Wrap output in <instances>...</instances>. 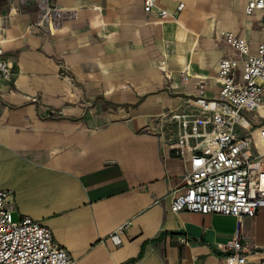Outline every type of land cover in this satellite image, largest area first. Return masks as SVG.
I'll return each instance as SVG.
<instances>
[{
	"label": "crops",
	"instance_id": "0c3cea01",
	"mask_svg": "<svg viewBox=\"0 0 264 264\" xmlns=\"http://www.w3.org/2000/svg\"><path fill=\"white\" fill-rule=\"evenodd\" d=\"M48 6L62 11L52 31L35 26ZM245 7L240 23L230 0H157L150 12L143 0H0L15 71L0 78V189L13 191L18 218L49 227L76 264H225L235 218L171 211L184 164L170 147L175 127L159 116L186 111L201 78L205 97L217 96V62L229 53L218 31L251 49L264 42V12ZM126 221L114 245L109 234ZM242 233L255 251L244 264H264V204Z\"/></svg>",
	"mask_w": 264,
	"mask_h": 264
},
{
	"label": "built area",
	"instance_id": "2783aa9c",
	"mask_svg": "<svg viewBox=\"0 0 264 264\" xmlns=\"http://www.w3.org/2000/svg\"><path fill=\"white\" fill-rule=\"evenodd\" d=\"M156 2L143 0V10L152 11ZM182 7L181 3L177 10ZM256 10L264 12V0H246V14ZM61 12L56 6L46 7L35 26L47 24L49 31L54 30ZM158 15L160 20H174L165 9ZM5 29L6 19L0 16V78L12 82L14 65L3 57ZM214 39L229 47L217 62V96L205 97L207 78H201L199 96L188 100L186 111L159 116L175 127L170 147L184 164L181 186L171 191L170 209L234 217L233 237L223 246L230 251L225 264H244L255 251L246 243L243 221L264 204V146L259 147L264 145V42L251 49L245 38L228 30L218 31ZM158 68L170 78L165 61ZM191 76L187 65L179 72V82L184 84ZM15 209L13 191L0 189V264H76L54 241L49 227L26 215L13 220ZM129 224L126 221L109 234L114 245L121 243L120 234Z\"/></svg>",
	"mask_w": 264,
	"mask_h": 264
},
{
	"label": "rangeland",
	"instance_id": "374dc122",
	"mask_svg": "<svg viewBox=\"0 0 264 264\" xmlns=\"http://www.w3.org/2000/svg\"><path fill=\"white\" fill-rule=\"evenodd\" d=\"M230 2H231V10H232L233 14L235 15L236 19L240 23H242L243 21H245L244 13H243V10L241 9L242 8V4H243V0H230ZM180 18L182 19V15H180ZM252 22H253L252 23L253 29H255V30L261 29V26L258 24V22H257L256 19H253ZM213 32H215V30ZM166 47H167V44H166ZM172 52H173V48L172 47L171 48H166V53L167 54H170ZM178 72H179V70H178ZM58 77H62V74H58ZM62 84H63V82H62ZM207 91H208V94H210V95L214 94L216 92V86H215V84L212 83V82H208V89H207ZM102 105H103V108L104 109H112L113 108L112 105H110V104H108L106 102H103ZM262 127L264 128V126H262ZM263 146L264 145L259 144L260 149H263ZM12 218H13V220H17L18 219V216H17V213L16 212H14L12 214Z\"/></svg>",
	"mask_w": 264,
	"mask_h": 264
}]
</instances>
